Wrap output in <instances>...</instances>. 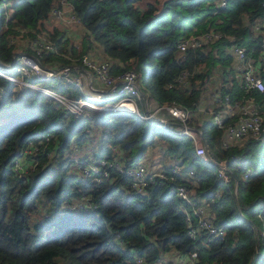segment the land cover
I'll use <instances>...</instances> for the list:
<instances>
[{
  "label": "trees",
  "instance_id": "16d2710c",
  "mask_svg": "<svg viewBox=\"0 0 264 264\" xmlns=\"http://www.w3.org/2000/svg\"><path fill=\"white\" fill-rule=\"evenodd\" d=\"M61 1L0 0V58L10 60L17 51L13 37L28 39L36 31H46L59 52L72 56L100 47L112 59L113 73L135 70L155 101L189 109L190 126L213 155L227 160L230 178L219 176L217 164L202 158L188 135L172 131L175 125L159 127L122 109L75 117L42 91L16 89L0 75V264H139V257L177 261L195 250L194 264H264V90L242 89L232 51L234 44L245 45L264 81V30L255 29L264 21V0H227L225 5L220 0H68L85 28L80 48L59 25H47ZM207 30L220 36L201 46L178 47L184 37ZM42 60L69 61L54 51ZM183 72L184 84L178 81ZM56 85L79 94L63 80ZM214 92L229 93L232 100L252 98L263 115L260 136L225 145L237 114L226 112L218 126L211 113L202 112L204 104L225 110L212 102ZM42 133L51 139L29 155L36 167L18 174L13 159ZM153 147L163 148L161 154L171 161L162 164L164 176L154 177L144 192L133 189L130 177L114 165L81 178L70 158L93 155L127 168L145 161ZM176 161L183 164L182 172L172 171ZM182 183L208 218L225 228L223 236L206 230L196 238L189 235L187 211L193 222L197 218L176 193ZM78 201L84 204L71 208ZM43 203L56 205L65 220L51 219Z\"/></svg>",
  "mask_w": 264,
  "mask_h": 264
},
{
  "label": "built area",
  "instance_id": "2783aa9c",
  "mask_svg": "<svg viewBox=\"0 0 264 264\" xmlns=\"http://www.w3.org/2000/svg\"><path fill=\"white\" fill-rule=\"evenodd\" d=\"M226 2L227 0H220L221 5H225ZM63 3L67 11L63 9ZM6 4L4 3L3 6L7 7ZM51 14L61 21H77L82 26L80 18L68 0H62L59 7H53L49 16ZM255 29L264 30V21L255 23ZM21 32H23L22 29ZM44 32L36 31L33 37L28 38V47L17 49L10 60L0 58V75L11 81L14 88L42 91L48 99L62 106L75 117L85 114L91 115L98 110L122 109L132 111L146 120L154 121L159 127L175 125L171 127L172 131L188 135L192 139L196 152L205 160H212L217 164L219 176L224 180L230 178L227 160L213 155L200 132L190 126L188 108L171 102L159 103L155 101L150 95L143 93L139 75L135 70L113 73L111 71L112 59L99 49L92 51L91 54L84 52L80 56H72L65 51L59 52L55 48L54 41L46 31ZM219 36L220 32L216 30L188 35L179 41L178 47L184 50L190 46H201L204 41L213 40ZM13 38L12 41H14ZM74 45L78 46L76 43ZM52 51L66 56L69 61L64 64H52V61L50 63L43 62L42 57ZM232 51L236 56V68L241 74L240 86L242 89L246 91L251 89L264 90V81L257 72L255 64L247 58L245 45L234 44ZM262 52L264 55V42ZM82 70L85 73L80 74L82 77L75 74ZM185 77L186 72H183L178 81L184 84ZM58 80L71 84L78 89L79 94L62 91L56 85ZM3 90L4 88L0 87V96ZM139 102H142V108ZM212 102L222 104L225 107V110L206 109L211 113L214 123L218 126H223L226 112L237 114V124L228 126V138L225 140V145H228L233 139H239L246 135L260 136L263 129V115L252 98L232 100L229 93L214 92ZM205 107V105L201 106L200 110L203 111ZM50 139L49 133H42L37 139H31L13 159L14 171L24 175L29 170H33L36 167V160H31L29 155L31 153L36 154L40 148H44ZM79 154H83L82 149L79 150ZM90 157L88 160H83L79 156L70 157L75 160L73 168L81 178H85L91 171H101L104 165H114L130 177L133 189L144 192L147 184L152 182L154 177L164 176L162 168L150 170L143 160L138 161L133 166L123 168L117 160L96 158L93 155ZM171 166L173 172L179 173L184 170L183 164L178 161L172 163ZM250 170L248 168L245 175ZM104 172L106 173V170ZM94 178L100 180L101 176L96 174ZM176 193L191 204L192 213L197 218V222H193L190 212L187 211L188 233L192 238H196L203 230L212 236H223L226 233L222 225H218L208 218L204 205L192 198L185 184H178ZM216 194L220 195V190ZM83 204L84 202L78 201L71 208ZM196 257L197 252L195 250L190 254L180 255L177 257V261L159 257L146 262L142 257H139L138 262L139 264H194Z\"/></svg>",
  "mask_w": 264,
  "mask_h": 264
},
{
  "label": "rangeland",
  "instance_id": "374dc122",
  "mask_svg": "<svg viewBox=\"0 0 264 264\" xmlns=\"http://www.w3.org/2000/svg\"><path fill=\"white\" fill-rule=\"evenodd\" d=\"M6 2L7 1H5V4H6ZM2 5H4V3H2ZM62 7H63V9H65L66 10V7H65V4L63 3L62 4ZM6 9L8 8V7H5ZM67 11V10H66ZM6 13H8V11L6 12ZM53 24H56V25H59L60 27H61V29L62 30H64V32H65V34H66V37H68V38H70V40H72L74 43H76V44H78V46H77V48H80V46H81V42H82V36H83V34H84V32H85V28L84 27H82L81 25H79L78 23H77V21H73V22H66V21H61V20H59L58 18H56V17H54L52 14L49 16V18L47 19V25L48 26H51V25H53ZM21 33H23V32H21ZM40 33H45L44 31H40ZM27 38L26 37H24V36H20V37H18V38H16V39H14V44H17V46H18V49H24V48H27L28 47V42H27ZM94 45H96V43H94ZM99 49H100V47H99ZM98 50V49H97ZM96 50V48H94V49H89L88 51H87V53H89V54H91L92 53V51L94 52V51H97ZM236 63V62H235ZM75 74H77V75H79V76H81L82 77V75H80V74H85L84 73V71L82 70V71H78L77 73H75ZM144 74V70H142L141 71V76ZM50 83H52V81H50ZM140 83H141V85H142V88H143V90L145 91V93L147 94V95H150V89L147 87V85H146V83L145 82H143L142 80H141V77H140ZM216 85V84H215ZM215 85H213V86H215ZM207 97H206V100H207V102H206V105H208V103H209V93H208V91H207ZM139 105H140V107L142 108V102H139ZM205 105V104H204ZM205 105V106H206ZM206 109H211V106L210 107H205L204 108V110L202 111V112H205L206 111ZM208 113H210V112H208ZM163 148H160L159 149V153L161 154V151H163L162 150ZM168 156V155H167ZM144 158V160H145V163L146 164H151L152 163V158L150 157V155H147V154H145V156L143 157ZM157 158V157H156ZM156 158H154V159H156ZM162 163H163V161H162V156L160 157V159H159ZM156 161L154 160V164H156L155 163ZM43 206H44V209L47 211V212H49V213H51V215H50V218L51 219H53V220H60V219H62L63 221L65 220V218L64 217H60L62 214H59L57 211V207H56V205H53V204H49V203H43ZM42 209V208H41Z\"/></svg>",
  "mask_w": 264,
  "mask_h": 264
},
{
  "label": "crops",
  "instance_id": "0c3cea01",
  "mask_svg": "<svg viewBox=\"0 0 264 264\" xmlns=\"http://www.w3.org/2000/svg\"><path fill=\"white\" fill-rule=\"evenodd\" d=\"M156 147L151 148L146 153L147 155H150V157L153 160L151 164H147V166L150 170H155V169L161 168V166H162V164H164V162H170L171 161V158L169 155L167 156V154H164V155L160 154L159 149ZM161 156H162L163 163L159 160ZM154 158H156V159H154ZM154 160L156 161L155 162L156 164H154Z\"/></svg>",
  "mask_w": 264,
  "mask_h": 264
}]
</instances>
